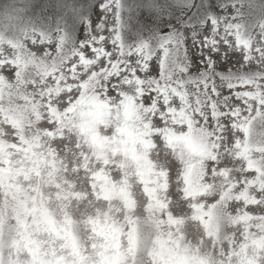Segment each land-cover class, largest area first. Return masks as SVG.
Segmentation results:
<instances>
[{
  "label": "rangeland",
  "instance_id": "1",
  "mask_svg": "<svg viewBox=\"0 0 264 264\" xmlns=\"http://www.w3.org/2000/svg\"><path fill=\"white\" fill-rule=\"evenodd\" d=\"M109 2L122 51L193 16L222 28L229 83L247 85L237 119L212 127V97L170 70L119 96L104 83L118 65L85 75L99 0H15L0 23V264H264V0Z\"/></svg>",
  "mask_w": 264,
  "mask_h": 264
},
{
  "label": "snow or ice",
  "instance_id": "2",
  "mask_svg": "<svg viewBox=\"0 0 264 264\" xmlns=\"http://www.w3.org/2000/svg\"><path fill=\"white\" fill-rule=\"evenodd\" d=\"M98 6L103 8L104 12L97 14L96 26L78 44L81 51L86 53V58L89 61H95L85 75H90L93 70L98 72L103 70L102 75H108L107 70L111 69L114 64L118 65L116 71H113L104 83L119 96V92L116 91L117 88H127L135 80H139L141 83L138 87L143 88L146 86L145 82L149 81V77L152 81L159 82L161 75L166 70H170L173 74L178 73L184 79H193L195 84L189 85L193 90L198 86L201 92L212 97L204 106L207 109V122L212 127H216L217 120H219L226 127L231 128L232 123L237 119L233 114L243 104V100L236 93L240 89L246 88L247 85L236 84L235 87H232L229 83L232 74L228 73L227 69L231 64V54L228 53L227 48L232 42L229 41V44H224L219 36L222 28L217 27L211 19H207L205 22L204 18H199V22H197L198 17L193 16L190 27L184 33H181L173 25L172 31L163 30V38L155 41L154 44H147V48L142 45L137 48V51H132L131 48L128 51H122L123 31L119 30L118 36V29L114 26L115 20L110 24L109 17L105 14L113 8L112 3L109 0H99ZM148 7L155 8L156 12L161 10L158 5L153 3V0H149ZM198 7H205L203 0ZM207 7L209 11H214V0ZM113 15L116 14L113 13ZM206 16L207 13H205ZM148 19L145 17V20ZM89 23L91 24V21ZM151 23L156 24V21L152 20ZM159 23L170 24L171 22L160 20ZM181 37L183 42H181ZM39 46L44 48L43 44ZM153 48L155 49L154 52ZM101 52L102 54H100ZM137 52L140 54L137 55ZM145 52L151 57L150 59H145ZM75 59L77 61L80 59L79 54L76 55ZM240 63H243V58H241ZM165 65H167V69H165ZM84 67L83 64L78 65L81 70ZM157 69L160 71H156ZM235 71L236 69H233V72ZM201 81L203 82L201 83ZM155 94V90H151L142 93V96L146 103L151 105ZM213 101L223 115L219 117L212 115L211 105ZM167 107V105H162L161 111H166ZM195 115L202 123L205 122L204 116H201L200 113H195ZM157 119L164 122L163 117L159 115Z\"/></svg>",
  "mask_w": 264,
  "mask_h": 264
},
{
  "label": "clouds",
  "instance_id": "3",
  "mask_svg": "<svg viewBox=\"0 0 264 264\" xmlns=\"http://www.w3.org/2000/svg\"><path fill=\"white\" fill-rule=\"evenodd\" d=\"M15 0H0V23H6L9 15L15 14Z\"/></svg>",
  "mask_w": 264,
  "mask_h": 264
}]
</instances>
